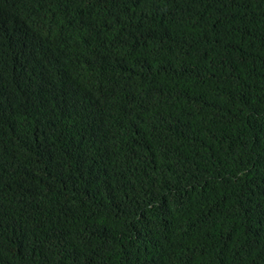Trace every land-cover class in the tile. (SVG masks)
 Masks as SVG:
<instances>
[{
	"label": "trees",
	"instance_id": "1",
	"mask_svg": "<svg viewBox=\"0 0 264 264\" xmlns=\"http://www.w3.org/2000/svg\"><path fill=\"white\" fill-rule=\"evenodd\" d=\"M0 264H264V0H0Z\"/></svg>",
	"mask_w": 264,
	"mask_h": 264
}]
</instances>
